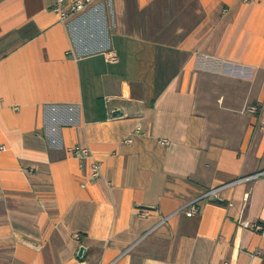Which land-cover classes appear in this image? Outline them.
I'll return each instance as SVG.
<instances>
[{
    "label": "crops",
    "instance_id": "0c3cea01",
    "mask_svg": "<svg viewBox=\"0 0 264 264\" xmlns=\"http://www.w3.org/2000/svg\"><path fill=\"white\" fill-rule=\"evenodd\" d=\"M91 1L0 0V264H264V0Z\"/></svg>",
    "mask_w": 264,
    "mask_h": 264
},
{
    "label": "built area",
    "instance_id": "2783aa9c",
    "mask_svg": "<svg viewBox=\"0 0 264 264\" xmlns=\"http://www.w3.org/2000/svg\"><path fill=\"white\" fill-rule=\"evenodd\" d=\"M91 3H92L91 0H55V3L53 5V11L59 16L62 22H66L70 17L83 12ZM107 56L112 61L116 60V55L114 51H109L107 53ZM246 111L251 114H255L259 111V106L256 104L248 105L246 107ZM127 141L130 142L131 140L128 139ZM162 143L167 144L168 140L164 139L162 140ZM0 148L3 149L4 146H0ZM70 152L73 154V156L81 160L91 156V152L89 151V149L80 146H74L70 148ZM101 168H102L101 162L97 160H93L91 163L90 179H97L98 177H100ZM263 175H264V171H260L252 175V178H258ZM226 187L227 184H223L209 188L205 192H203L199 197L190 201L181 209L185 212L186 216L189 217L194 216L197 213H199L201 209L200 202L202 200H212L214 197L221 198V193ZM145 214L146 212H141V215H145ZM252 227L257 231H260L264 235L263 224H253ZM75 237L79 239L80 235L76 233Z\"/></svg>",
    "mask_w": 264,
    "mask_h": 264
},
{
    "label": "water",
    "instance_id": "95a60500",
    "mask_svg": "<svg viewBox=\"0 0 264 264\" xmlns=\"http://www.w3.org/2000/svg\"><path fill=\"white\" fill-rule=\"evenodd\" d=\"M114 114H117L119 115L120 114V111H115ZM214 202H218V203H221L223 202V199L219 198V197H214L212 199ZM85 253V248L83 246L80 247L79 251H78V255L81 256Z\"/></svg>",
    "mask_w": 264,
    "mask_h": 264
},
{
    "label": "trees",
    "instance_id": "16d2710c",
    "mask_svg": "<svg viewBox=\"0 0 264 264\" xmlns=\"http://www.w3.org/2000/svg\"><path fill=\"white\" fill-rule=\"evenodd\" d=\"M100 105L102 106V102H100Z\"/></svg>",
    "mask_w": 264,
    "mask_h": 264
}]
</instances>
